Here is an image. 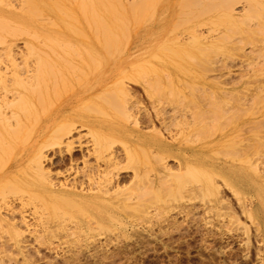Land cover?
<instances>
[{
  "label": "rangeland",
  "instance_id": "374dc122",
  "mask_svg": "<svg viewBox=\"0 0 264 264\" xmlns=\"http://www.w3.org/2000/svg\"><path fill=\"white\" fill-rule=\"evenodd\" d=\"M153 1L151 7L142 8L129 3L123 6L120 0H52L29 16V23L44 26L35 41H54L47 34L58 31L62 40L93 43L99 49L84 58L88 60L84 63L67 59L71 62L63 69L73 71L72 79L67 72V83L47 95L44 107H38L19 136L0 141V175L18 160L25 171H31L33 162L28 158L27 163L25 152L48 138L37 136V132L53 120L60 106L59 119L68 114L69 123L78 127L94 121L103 128H80L60 150L44 148L45 155L53 158L45 165L48 174L57 183L65 181L73 187L76 180V187H85L104 169L116 178L115 183L110 195L98 196L95 203L103 205L106 198L116 201L128 196L133 200L122 211L115 210L112 223L103 220L106 228L93 225L90 229L86 226L91 216L83 214L71 193L40 201L35 195L38 184L32 178L29 185L0 190V203L9 198L17 213L28 219V229L22 228L19 234L9 227L0 228L4 240L28 236L27 249L22 244L5 248L0 264H264V243L257 226L242 213L260 194L264 216V0H229L242 10L235 20L224 16L227 0H212L208 6H198L197 0H177V8L171 10L176 0ZM165 6L169 10L162 16ZM208 16L215 18L214 24L197 28L210 20ZM9 30L10 26L0 22V33ZM186 39L189 44L184 47ZM208 39L216 41L210 44ZM127 58L128 63L141 61V86L134 83L129 69L128 75L110 84L107 91H97L93 101L76 102L78 93L106 79V73L114 70L113 63H125ZM123 81L138 86L134 89L141 98L130 120L124 108ZM146 113L159 114L158 121L165 122L156 121L159 129L171 126L169 135L179 143L204 153L208 162L223 165L217 181L219 191L227 195L224 202H213L205 189L197 187L205 181L203 174L180 175L173 160L169 162L174 167L172 173L154 186L146 184L147 177L155 174V161L145 158L131 139L115 135L117 130L132 127L136 116L147 122ZM143 127V133L151 132ZM113 153L125 155L118 170L104 168ZM229 167L237 170L233 177ZM241 175L246 176L247 186L242 194H232L230 187L241 184ZM28 194L31 198L22 208L17 199Z\"/></svg>",
  "mask_w": 264,
  "mask_h": 264
},
{
  "label": "bare ground",
  "instance_id": "6f19581e",
  "mask_svg": "<svg viewBox=\"0 0 264 264\" xmlns=\"http://www.w3.org/2000/svg\"><path fill=\"white\" fill-rule=\"evenodd\" d=\"M51 1L52 0H0V22L7 24L8 26L11 27V30L6 31L4 33H0V44H1L0 45V141L4 140V142H6L8 141V139L11 141L12 139L16 138L15 136L18 135L24 128H26L28 124L32 122L35 113L38 112V107H42V106L44 107L45 105L44 99L47 97V95L51 93V91H54V90L56 91L60 89L63 85L67 83L66 81L67 72L70 74V77L72 76L71 74L75 75L73 71L69 72L63 69L66 63L71 62L70 60H67V59L76 58V59H80V61L78 62L84 63L88 61V60H85L84 58H89L93 56V54H97L98 52L99 48L93 43L85 45V44H78V43H75L69 40H62L61 34L58 31H55V33L48 32L47 34L48 37L52 36L53 38H55V40L53 39L54 41L46 42V41H41L39 39H37L36 41L33 40V38H37L40 32L42 31L44 32V26H43V23L41 22L29 23L28 22L29 16L33 14L34 12H36V10L44 9L46 6L49 5ZM174 1L175 0H173V2ZM153 2H154L153 0H120V4L121 5L123 4V6L125 3L127 4L129 3L131 5H135V6L142 7V8L143 7L148 8L150 4H152ZM211 2L212 0H197V5L198 6H208ZM167 3L169 4L168 1L166 2V4ZM170 4L172 5V3ZM172 6L173 7H170V10L171 8L175 9V7L178 6V2ZM237 6H239L237 2H232V1L227 0V2H225L224 16L230 20L237 19L240 16V13L242 12V10L239 9L240 7H237ZM168 10H169L168 7L163 8L161 10V13L163 12L162 16H164ZM172 11H169V13H171ZM171 15L172 14H170V16ZM124 19L122 20L124 21ZM157 19H156V23H157ZM206 19H210V20L208 22L201 23L200 25L197 26V28L209 27L213 25L215 22V18L208 16ZM166 21L164 22L166 23ZM145 23L148 25L149 22L146 21ZM204 40L207 41L205 38ZM184 41H186L184 42V47H186L189 44V41L187 39ZM208 41L210 44H212L216 40L214 39V41H211L208 39ZM100 45L102 46L103 49H109L108 45H105V44L104 45L100 44ZM261 49L259 48L258 50L260 51ZM252 51L254 52V50ZM129 59L130 58H127L125 63L123 61L113 63L114 70H111L110 72L106 73L109 76L106 79L97 81L95 85H91L87 89L78 93L76 96V100H77L76 102L79 103L80 105L89 100L90 102L93 101L94 98L92 97L97 94V91H100V92L101 90L107 91L108 89L107 87L110 84L116 82V80H119L122 77L124 78L125 76H127L128 74H126V72L129 69H130V72H132L133 75L135 76L134 83L137 84L138 86H141L142 82L139 80V77L141 74V64H140L141 61L138 60V61H133V62L128 63ZM113 77L115 78V81L113 80ZM122 85H123L122 90H123V95H124V101H123L124 108L126 110L125 112L127 115V119L130 120V119H133L132 109H134L136 105L139 104L141 98L139 97L140 96L139 91L134 89V86L136 85H133V87H130L129 86L130 84L129 83L127 84L125 81H123ZM138 86H136L137 89H138ZM140 88L141 89L143 88L144 90H146L144 86ZM60 103H61V100H60ZM61 108L63 107H60V106L57 107V109L54 112L55 116L53 120L45 124L43 128H40L41 130L39 129L40 131L37 132L39 135L36 134L37 136L41 138L49 135L48 138L46 139L43 138L44 140L43 139L41 140L43 144L42 143L35 144L36 146L35 145L32 146L31 148L27 149L25 152L26 157L25 156L24 157L26 161L28 158H30L32 159L31 162H33L29 167L31 171L30 172L25 171V169H23L24 167L22 166L24 163L21 164L19 163V160H18L17 161L18 163L16 165L13 164L14 166L12 165V167L8 171H4L5 173L0 175V190L4 191L6 189L16 188V186L29 185L31 183V178H32L38 184L35 190L36 191L35 195L40 201L44 202L47 199L55 200L57 197H62L64 195L71 193L73 194L72 198L76 199L75 200L76 203L83 210V214L89 217L91 216V218L88 220V226L86 227H89L91 229V227L94 225L96 226V229L106 228V224L103 223V220L106 221L107 219V220H110L111 222V219L114 216L115 210L117 209V210L122 211L123 207L125 205L127 206L128 202H131L133 200L132 196H128L122 199H118L116 201L111 200L110 198H106L105 201L103 200L104 201V203H102L103 205H97L95 203V200L98 196L104 197V196L110 195L109 192L111 191L115 183L113 180L116 179V178L111 177L112 175L109 176L110 172L106 173V171L102 169L101 170L103 171L102 175H100V177H98L97 180L95 178L94 180H91L90 178L91 182L90 184L87 183L88 186L83 187L81 185L82 181H80L81 182L80 183L78 180L81 186L76 187L77 185H75L74 183L76 182L75 180L74 182L72 181L73 182L72 184H74V186L72 187L71 185V187H69L68 185L69 183L65 184V181L64 183L61 181H60L61 183L59 182L57 183L56 179L54 181L52 179V176H50L51 174L50 175L48 174L49 171L47 172L45 169V165L48 166L47 163L51 162L53 158L49 159L48 156L45 155L46 153L43 151L44 148L46 149V151L60 150L62 146L65 143H67V141L74 138V135L79 131L80 128H85L86 126L91 127V129L93 130L97 128H103V126L99 125L97 122H94V121H91L87 125L84 123L80 124V126L78 127L76 126L75 123H69L68 114L62 116V118L59 119L60 114L63 111V109ZM155 115H157V113L154 114V116L151 115L150 113H146L144 117L147 120V122H143L144 120L138 121L137 116H136V119L132 123L133 125L132 127L126 126L125 128L120 129L119 131L117 130L115 132V135L118 134V135L125 136L128 139H131V141L135 142L137 148L139 149V151L145 158L155 161V169H154L155 174L153 175V177L152 176L147 177L146 184L150 186H154L157 183L161 182L162 179H164L163 177L166 174L172 173L174 167L170 165L169 162L173 160V162L175 161L177 163V166H178L177 169L181 172V173L178 172L180 175L182 174L196 175L199 173L203 174L205 177L204 179L205 181L203 183H200L198 186L197 185L196 186L202 190L205 189V191L207 192V194L209 195V197L212 199L213 202H216V203L224 202L227 198L226 197L227 195L219 191L220 188H219L218 181H217L218 177H220L219 173L221 174L222 172L221 170L224 169L223 165L221 164L215 165L214 160L212 161L209 160L210 162H208L204 153L198 150H192L191 148L188 147V145L185 146L179 143L176 138L169 135L172 133V131L170 133L168 129L169 127L168 124H167L168 127H165L164 130L159 129L155 125L156 121L159 120L158 118L159 114L158 116H155ZM162 118H163V115H162ZM158 123L160 122L158 121ZM144 125H146L147 126L146 129L151 130V132L146 131V133H143L142 130L145 128L143 127ZM149 126H151L150 127L151 129L149 128ZM228 135L229 133L225 134V136H228ZM32 136L33 135H31V137ZM39 137H36V138H39ZM4 142H2V144ZM25 148H27V146ZM69 151L70 150H68V152ZM97 151L98 149L95 148L94 152L96 153ZM71 152H72V149L70 153ZM20 156L21 155H19L18 157ZM124 156H118L113 153L112 156L108 159V163L104 168L113 167L115 169L119 167L120 163L122 162L121 159ZM70 159H71V156H70ZM28 162L29 161H27V163ZM49 168L47 169L49 170ZM229 168H230L229 172L231 173V176L233 177L234 175H236L237 170L232 167H229ZM121 169L123 170L125 168H121ZM87 172L88 170L86 171V173ZM95 172L97 173L98 171H96L95 169ZM117 173L115 174L117 175ZM81 176L83 177V175ZM241 176H242L241 184L238 186L230 187L232 194H235V195L242 194L243 188L247 186L246 182L248 180L246 179V176L245 175H241ZM85 179H88V178H85ZM257 191H260V190H257ZM257 196L258 198H256V200L253 198L252 203L242 209V213L246 215V217H248L257 226V234L260 235V237L262 238L261 242L264 243V235H263L264 216H262L261 211H260V204H263V201H262V197L260 194H257ZM29 198H31V196L28 194V196L26 197L23 196L19 200L17 199V202L20 203L22 207L29 200ZM1 203H0V228L1 229L9 227L13 231L17 232V234H19V230H21L22 228L28 227L27 216L17 213L18 211H17L16 204L14 201H9V198H8V202H3V204ZM35 217L38 218L37 216ZM84 220L86 221L87 218ZM30 223L31 222H29V224ZM81 223H82V220H81ZM83 224H86V223L84 222ZM39 227H41V225ZM23 230L24 229H22V231ZM14 233H13V237L15 235ZM21 236H20L21 237L20 240H17V241L12 240V238L9 240H4L3 238H0V253L4 252L5 248L7 247H11V246L19 247V245L21 244L24 247V245L28 242V240L26 241L28 236L26 239L24 238L23 235ZM23 247L21 246L22 249L25 248ZM262 260L264 261V256H262ZM11 263H13L12 260H11ZM14 263L17 264V261H14Z\"/></svg>",
  "mask_w": 264,
  "mask_h": 264
}]
</instances>
